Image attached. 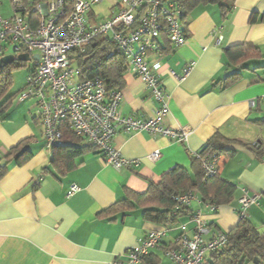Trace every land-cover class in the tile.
Here are the masks:
<instances>
[{
  "label": "crops",
  "instance_id": "1",
  "mask_svg": "<svg viewBox=\"0 0 264 264\" xmlns=\"http://www.w3.org/2000/svg\"><path fill=\"white\" fill-rule=\"evenodd\" d=\"M121 0H102L91 8L93 23L109 20ZM12 16L10 0H0V17ZM185 44L175 49L162 39L160 55L148 56L150 64L160 63V81L167 107L165 127L186 136L183 143L164 137L153 138L145 132L119 131L112 147L128 160H139L136 168L120 172L90 153L75 161V168L56 175L51 165L52 150L42 141V126L34 101L11 104L0 118V161L21 142H28L32 158L22 166L13 161L0 179V264H110L122 259L150 230L160 226L143 218V210L132 201L113 215H105L127 193L144 195L149 182L157 185L174 169H184L187 178L179 185L182 193L195 180L192 158L207 142L229 141L221 155L218 176L235 186L231 203L210 212L195 189L188 207L190 215L180 218L167 230L161 244L151 251L145 264H169L165 252L178 237H191L196 212L207 221L208 234L228 233L240 221L238 201L264 191V157L255 147L264 143V61L244 66H229L225 50L250 44L264 57V0H231L223 12L218 6H199L186 19ZM181 81L183 69L191 65ZM175 74L176 77H174ZM239 73L235 82L224 88L223 80ZM119 112L123 117L149 115L159 108L143 84L128 71L123 76ZM256 107L250 109L249 102ZM263 122V123H262ZM158 151L160 158L150 163L145 157ZM72 185L78 191L67 197ZM255 227L264 226V197L246 212ZM162 256L164 259H162Z\"/></svg>",
  "mask_w": 264,
  "mask_h": 264
},
{
  "label": "built area",
  "instance_id": "2",
  "mask_svg": "<svg viewBox=\"0 0 264 264\" xmlns=\"http://www.w3.org/2000/svg\"><path fill=\"white\" fill-rule=\"evenodd\" d=\"M102 0H10L12 16L0 17V58L12 54H27L33 68L25 80L24 88L17 95L18 103L34 101L42 126V141L47 150L62 143L61 128L68 129L83 139V143L95 149L102 163L120 172L124 168H136L139 160L123 158L113 149L112 141L119 131L145 132L153 138L164 137L179 143L186 136L179 130L165 127L167 114L160 81V63L150 64L148 56L160 55L162 39L175 49L186 42L182 25L183 8L170 0H121L112 17L100 23L91 22L87 15ZM110 39L120 51L127 71L138 79L159 108L149 115L123 117L118 108L121 92H107L102 80L96 77L79 81V70L70 62L74 51L82 53L97 38ZM39 57L38 61L32 59ZM192 64L183 69V80ZM174 77L175 74L172 73ZM264 103V96L260 99ZM250 109L256 101L249 102ZM160 158L158 151L145 157L150 163ZM220 156L209 154L201 159V171L205 179L218 174ZM78 191L76 185L69 188L67 197ZM264 193V191H263ZM262 193V194H263ZM193 192L177 196L178 206L189 207ZM260 194L243 190L238 201L240 216L245 218L252 206H257ZM210 212L216 207L211 206ZM193 234H181L174 246L165 252L169 264H206L209 256L222 250L227 244V233H219L210 239L207 221L200 211L192 219ZM167 230H150L122 259L110 264H145L151 251L166 237Z\"/></svg>",
  "mask_w": 264,
  "mask_h": 264
},
{
  "label": "trees",
  "instance_id": "3",
  "mask_svg": "<svg viewBox=\"0 0 264 264\" xmlns=\"http://www.w3.org/2000/svg\"><path fill=\"white\" fill-rule=\"evenodd\" d=\"M170 1L182 6L181 21L182 25L186 26V19L195 8L218 6L223 12H226L231 0ZM224 55L229 66H244L251 61H264L259 50L250 44L229 48L225 50ZM69 60L79 70V81L99 77L107 92L123 89V76L127 72L126 62L117 46L110 39L97 38L82 53L79 51L72 52ZM18 64L14 62L0 69V118L5 115L19 93V91H13L12 77L13 71L20 68ZM239 77V73L228 75L222 82L223 87H228ZM61 132V145L51 149L53 151L51 165L56 171V175L59 176L73 170L76 160L87 154L95 153L93 147L85 145L83 139L73 134L66 125L62 126ZM227 143L229 141L223 140L221 143H217L211 139L203 150L192 158L191 162L196 172L195 180L189 184L186 191L181 193L178 187L187 178V173L184 169L177 168L164 175L159 184L155 185L149 182L148 191L144 195L127 193V198L115 203L103 211V214L111 216L125 210V208H133L131 204L132 201H135L136 206L143 210L144 220L168 230L180 218L190 215L188 207L178 206L174 199L191 189H195L205 203H210L215 207L228 205L236 191L235 186L221 180L218 174L205 179L201 171V159L205 156L209 154L221 156L230 153L225 149ZM254 150L259 158L264 157V143L257 145ZM32 156L26 141L11 149L0 161V179L7 173L10 162L13 161L17 166H22ZM262 196L264 197V193ZM255 259L256 263H254ZM208 260L206 264H264V226L257 228L248 219L241 217L239 223L227 233L226 246L211 254ZM150 263L159 264L158 261H150Z\"/></svg>",
  "mask_w": 264,
  "mask_h": 264
},
{
  "label": "rangeland",
  "instance_id": "4",
  "mask_svg": "<svg viewBox=\"0 0 264 264\" xmlns=\"http://www.w3.org/2000/svg\"><path fill=\"white\" fill-rule=\"evenodd\" d=\"M5 52H6V55H13L11 49H7ZM17 56H19V54H17L16 57ZM15 64L20 65V68L15 69L12 73L13 91H19L20 93L21 90L24 88L25 78L28 76V74L31 72L33 68V62H15ZM13 103L14 105L18 103L17 99H15ZM162 259H164L163 256H162Z\"/></svg>",
  "mask_w": 264,
  "mask_h": 264
},
{
  "label": "water",
  "instance_id": "5",
  "mask_svg": "<svg viewBox=\"0 0 264 264\" xmlns=\"http://www.w3.org/2000/svg\"><path fill=\"white\" fill-rule=\"evenodd\" d=\"M32 59L35 61H38L39 57L35 55L32 57ZM29 61H30V58L27 54H22L17 57H14L13 55H7V56L0 58V69L6 66H9L10 64L14 62H29ZM254 263H256V259L254 260Z\"/></svg>",
  "mask_w": 264,
  "mask_h": 264
}]
</instances>
